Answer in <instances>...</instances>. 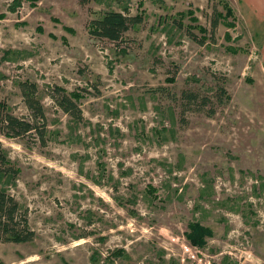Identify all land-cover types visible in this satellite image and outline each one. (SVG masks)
<instances>
[{
    "label": "rangeland",
    "instance_id": "obj_1",
    "mask_svg": "<svg viewBox=\"0 0 264 264\" xmlns=\"http://www.w3.org/2000/svg\"><path fill=\"white\" fill-rule=\"evenodd\" d=\"M224 1L236 26L212 36L219 0H0V101L28 117L18 84L35 83L48 139L0 134L35 232L0 242V264H264V30ZM106 10L143 21L98 38ZM188 10L204 44L176 27ZM54 86L79 93L82 120ZM193 221L211 230L202 247Z\"/></svg>",
    "mask_w": 264,
    "mask_h": 264
},
{
    "label": "trees",
    "instance_id": "obj_2",
    "mask_svg": "<svg viewBox=\"0 0 264 264\" xmlns=\"http://www.w3.org/2000/svg\"><path fill=\"white\" fill-rule=\"evenodd\" d=\"M86 3L89 0H79ZM223 11L212 10L211 33L214 35V29L219 21L227 28L236 26V16L231 6L224 0H219ZM188 14L193 25L184 26L181 21L176 23L177 28H184L189 37L198 43L204 44L208 37L204 34L206 29L197 24L198 18L193 16L192 11L181 12L178 17H184ZM3 15H0V18ZM143 21L142 13L127 15L120 11L106 10L99 16L90 21V32L98 38H104L112 42L120 41L123 34L129 29L137 26ZM190 28H196L202 35H197ZM226 37L229 38L228 33ZM173 81V78H168ZM23 102L28 109V117L14 115L5 102L0 101V134L9 138H24L26 135L34 137L41 145L47 144V117L43 106L37 97V86L30 81H21L19 84ZM50 97L56 105L65 113L76 120H82V112L78 105L79 93H66L59 86H54ZM218 96L225 94V89L220 86L216 89ZM189 100L197 98L191 92L185 95ZM187 99L188 103H191ZM205 98L201 100L204 102ZM19 168L9 159L0 142V242L24 243L30 242L35 237V232L30 228L28 222V209L23 207L17 199L9 192L8 186H11L17 178ZM150 189H153L152 187ZM211 235V230L197 221L188 224V232L185 233L187 240L197 247H202L206 241L204 237ZM121 251L116 250L110 254L117 255ZM109 264H112L110 262Z\"/></svg>",
    "mask_w": 264,
    "mask_h": 264
},
{
    "label": "crops",
    "instance_id": "obj_3",
    "mask_svg": "<svg viewBox=\"0 0 264 264\" xmlns=\"http://www.w3.org/2000/svg\"><path fill=\"white\" fill-rule=\"evenodd\" d=\"M237 6H235L236 12L245 11L250 19H254L250 24L255 27H262L264 30V0H235ZM259 63L264 71V35L262 37L260 50H259Z\"/></svg>",
    "mask_w": 264,
    "mask_h": 264
}]
</instances>
